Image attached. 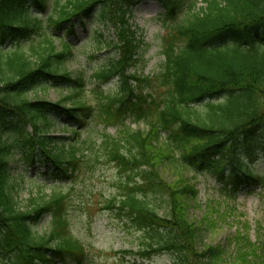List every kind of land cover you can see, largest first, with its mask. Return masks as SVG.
<instances>
[{
    "label": "trees",
    "instance_id": "16d2710c",
    "mask_svg": "<svg viewBox=\"0 0 264 264\" xmlns=\"http://www.w3.org/2000/svg\"><path fill=\"white\" fill-rule=\"evenodd\" d=\"M160 1L170 18L179 13L182 18L160 42L163 62L158 70L143 77L129 72L143 44L128 22L131 0H0L4 264L91 262L90 251L71 233L64 189L53 184L46 194L42 186L38 198H29L21 209L10 162L16 152L30 167L39 161L48 166L46 174L73 179L98 151L118 170L116 194L105 199L103 209L126 229L145 236L138 248L117 252L124 264H144L163 254L172 264H264V238L260 246L250 242L246 225L227 241L233 255L220 244H201L202 231L217 226L221 213L210 209L198 222L190 217L197 191L187 174L206 172L233 194L244 184H262L240 149L254 151V134L264 131V0ZM32 7L40 12L50 7L44 25L48 31L32 15ZM97 9L99 20L116 26L112 47L117 57L91 75L97 87L96 100L89 103L82 99L81 74L72 77L62 65L73 55L71 43L60 36L56 44L49 32L70 34ZM223 36L231 44H212ZM114 76L116 90L97 89ZM48 86L66 89L67 96L56 101L34 96ZM158 87L161 97L155 98ZM132 114L146 120V129L125 122ZM57 115L74 122L63 127L70 128L71 137L50 134ZM90 117L103 128L97 140L79 144L80 127ZM113 126L116 133L110 135L106 129ZM8 131L15 133L12 140ZM260 140L264 153V134ZM43 215L50 221L39 233L32 226Z\"/></svg>",
    "mask_w": 264,
    "mask_h": 264
},
{
    "label": "rangeland",
    "instance_id": "374dc122",
    "mask_svg": "<svg viewBox=\"0 0 264 264\" xmlns=\"http://www.w3.org/2000/svg\"><path fill=\"white\" fill-rule=\"evenodd\" d=\"M188 2V1H187ZM50 5V3H48ZM197 5H201L199 2ZM31 10L32 15L42 22V26L46 25L47 13L39 11L38 8ZM185 10V6L182 7ZM129 24L136 29V36L143 39L142 49L137 57V62L129 68V72H136L141 76H152L158 70L163 62L161 54L160 42L168 31L169 26H175L182 18L180 14L177 19H162L163 5L157 0H131L128 10ZM98 9L88 16L83 25H76L74 32L69 35L53 30L49 32L53 40L63 37L72 45L73 55L64 61L63 68L69 72L72 77L81 74L84 83L82 91L83 101L91 103L95 102L96 94L93 89L96 83L91 80V75L107 65L110 59L117 57L113 43H116V26L111 23H104L98 19ZM44 29H46L44 27ZM48 31V29H46ZM221 39L217 42L219 44ZM118 88L117 77H111L107 82L103 83L98 90L111 93ZM147 91V90H145ZM144 91V92H145ZM162 91L160 87L153 94L155 98H160ZM32 96V95H31ZM34 96L42 100L56 101L61 97L67 96V90L58 86H48L43 90L38 88ZM32 96V97H34ZM146 107V106H145ZM144 107V108H145ZM57 118L54 125L50 128V134L55 137L69 138L71 137L70 128H63L66 123L68 126L74 124L68 121L64 115L52 116ZM145 119L136 120V114L127 115L125 122L133 129H146ZM77 128H79L77 126ZM78 143L82 141L85 145L92 140H97V135L102 130L101 125H97L93 117L87 119L86 124L81 127ZM26 130L30 131L26 126ZM106 132L110 135L116 133V127H108ZM10 140L14 138L15 133L8 131ZM264 131H256L252 142H254V151L240 149V154L247 165H250L254 175L261 176L262 184L242 185L241 188L233 194L229 191L230 186L226 188L213 176L206 172L196 171L187 172L192 178L191 183L196 189V205L190 208V217L194 221H200L206 212L210 209L219 210L221 218L217 221L215 227L205 228L203 232V245H222L225 247L227 254L233 255V245H228L227 241L231 238L235 231L243 229L246 225V232L250 242L260 243L264 238V153L258 148L262 143L260 138ZM166 134H162V138H166ZM99 141V140H98ZM16 146L13 148L15 151ZM14 158L10 162V175L13 182H16V197L18 206L23 209L28 199L38 198L39 188L45 186L44 193H48L50 185H56L64 189L67 198L65 200L66 210L70 217L71 233L78 238L90 251L91 262L89 264H124L123 259L118 257L119 250L136 249L140 245L142 236L133 228L126 229L120 219L116 215L108 213L104 208L105 199L115 195L117 189L116 181L118 179V170L112 163H108L102 152H95L91 162L86 163L82 167L77 177L68 179L65 177H54L46 174L48 166L34 160V165L30 167L29 160L24 162L18 153L14 152ZM92 163V165H91ZM90 164V166H88ZM70 174V172H68ZM169 178V176H166ZM214 213H217L214 211ZM39 222L32 226L37 232L46 230L50 218L43 215ZM0 258V264L4 262ZM128 257H125V261ZM171 258L166 255L153 256L150 262L144 264H172ZM65 264H73L66 262Z\"/></svg>",
    "mask_w": 264,
    "mask_h": 264
}]
</instances>
